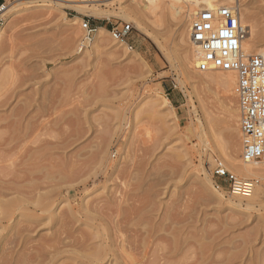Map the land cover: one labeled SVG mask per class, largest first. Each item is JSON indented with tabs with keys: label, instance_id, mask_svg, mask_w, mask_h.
<instances>
[{
	"label": "rangeland",
	"instance_id": "374dc122",
	"mask_svg": "<svg viewBox=\"0 0 264 264\" xmlns=\"http://www.w3.org/2000/svg\"><path fill=\"white\" fill-rule=\"evenodd\" d=\"M130 1L0 0L7 4L0 48V160L6 153L3 148H16L5 155L10 161L0 165L10 164L7 171L11 173L22 170L17 179L25 182L19 183L21 189L28 184L29 194L36 197L28 196L30 206L26 201L11 218L0 221V237L8 239L12 249L43 255V262L29 264H80L90 249L101 246L97 236L100 216L94 209L116 216L114 211L123 205L120 198H130L126 201L132 205L126 207L125 201L122 208L131 209L132 217L135 208L141 211L138 218L150 222L145 225L135 217L137 228L172 226L188 246L185 264H264V175L238 173L222 156V148L241 142L239 124L236 130L226 116L224 88L193 83L184 70L185 50L177 40L173 18L154 17L148 9L139 14L141 22L123 18L119 12ZM240 2L243 17L251 12L253 21L243 24L250 28L253 24L260 34L264 0ZM36 3L44 6L28 9ZM178 3L184 10L189 7L186 0ZM75 16L79 17L78 28L73 26ZM84 18L94 28L104 27L108 38L98 42L96 30L88 39L82 27ZM124 24H130L132 31L121 50L113 45L111 30ZM154 96L164 101L163 107L154 105ZM233 130L238 132L237 140L230 136ZM219 162L237 176L257 181L253 190L234 193L229 181L214 177ZM71 173H77L76 181ZM205 173L212 181L211 190L199 182ZM49 180L61 183L56 186ZM255 189L261 198L251 204L236 196H249ZM14 196L0 197V201ZM32 199L50 202V207L38 208L41 203L33 205ZM60 214L74 219L75 235L88 240L85 249L54 248L57 243L52 238ZM10 259L7 253L6 261Z\"/></svg>",
	"mask_w": 264,
	"mask_h": 264
},
{
	"label": "bare ground",
	"instance_id": "6f19581e",
	"mask_svg": "<svg viewBox=\"0 0 264 264\" xmlns=\"http://www.w3.org/2000/svg\"><path fill=\"white\" fill-rule=\"evenodd\" d=\"M37 1H43V0H37ZM178 1L179 0H143V2L145 4L141 5V2L139 0H131L130 4L128 5V7L125 8V9H122L119 13H120V15L123 18L131 19V20L138 21V22H141L140 20L142 19L140 17L141 15H139V14L144 13L143 11L146 10V9H148L153 14L154 17H157L159 14H161L162 16L168 15V16H170V18H173V20L175 21L174 24L177 26V30H178L177 31L178 32V34H177L178 35L177 36L178 39L177 40L180 42L181 47H184V50H185V54H184L185 58L183 57L184 58L183 61H184L185 65L182 62L184 67H186V69L184 68V70L186 71V73L189 75V77L191 79L195 80L193 83H195L197 81V82L203 83V84H205V85H207L209 87L216 85V86L224 88V90L226 92L225 106H224L225 107V111H226V116H228L230 122L233 123L232 124L233 128L236 127V130H238L237 124H239L238 123V118H240V117H238V116H240V114H239V108H238V104H237V99H236V96H235V93H234V87H235V83H236V80H237V75L233 71L215 70V71L201 72V71H199L197 69V64H198L199 59L201 57V52H200L199 48L196 45H194V43L191 40L190 26H191V23H192V20H193L194 16L203 8H215V7H218V6L228 5V6L232 7L233 9H237L239 11V13H240L241 26L246 29V35H245V38L242 41V51H243L244 55H251V54L264 55V29H263V31H261L262 33L260 32V34H259V32H257L255 30L253 24H252L251 28L249 27V25L243 24L245 22H253V21H251V17H252V15H250L251 12L250 13H246V17H243V15L245 16V14H243L241 9H240V5H241L240 0H186V3L189 6L187 10H184L181 6H178V5L181 4V3L177 4ZM245 4L248 5V2L244 3V5ZM42 6H44V5L36 3L34 6L28 7V9L42 7ZM6 10H7V8H6ZM247 12H249V11H247ZM142 15H144V14H142ZM139 17L141 18L140 20H139ZM73 21H74L73 22V26L78 28L79 17L75 16ZM2 25H1L2 27L0 26L1 27L0 28V48H1V43L3 41V38L5 36V33H6L5 32L6 23H4ZM96 30H97L96 40L98 42H101L102 40L108 38V36H107L108 35L107 34L108 31L104 27H98V28H96ZM144 30H146V29L144 28ZM109 39H110V37H109ZM111 41L114 42L113 45L115 47H117V49H121V50L125 49V44L126 43H124V42H122V41H120L118 39L116 40L114 38H111ZM158 97L159 96L151 97L153 99L152 101H154V105L155 106L160 107V105L163 104L162 105V107H163L164 106V103H162L163 100L161 101ZM142 101H144V100H142ZM150 102L148 103L149 106H151V104H153L152 102L151 103ZM141 103H143V102H141ZM144 103H145V101H144ZM146 103H147V101H146ZM46 109H47V107H46ZM48 109H51V108H48ZM152 109L155 111V113L159 112L158 110H155L156 108H154V106H153ZM164 110H165V108H164ZM45 113L46 114H44V115L47 116L48 112H45ZM164 113H165V111H164ZM49 117H51V116H49ZM20 120H19V122L22 121V120L21 121ZM50 121H49V123H50ZM227 122H229V121H227ZM12 124H10L9 127ZM15 124L16 123H14V127L17 126ZM31 124L32 123H30V125ZM6 127H8V126H6ZM14 127H13V129H14ZM47 127H49V126H47ZM44 128H46V127H44ZM17 130L20 131L18 128H17ZM30 130H32V128ZM42 130H40V131H42ZM236 130L235 131L233 130L234 134L230 135V136L233 135L232 138L234 140L236 138L235 137L236 135L238 137V132ZM227 131H230V130H227ZM39 133H41V132H39ZM48 133H50L49 130H48ZM230 133H232V131ZM40 135H42V134H40ZM44 135H45V133H44ZM239 135L241 136L240 126H239ZM38 137H40V136H38ZM228 137H229V135H228ZM232 138L229 137L230 140ZM240 139H241V142H239V144L237 143L238 140L236 138L237 141L236 142L234 141V143H233V145L235 143H236V145H234L233 147H229L228 149L226 148L227 150L222 148V156L226 159L230 169H232V170H234V171H236L238 173H242L244 175L256 176V177L260 176L261 177L262 175H264V161H245L243 159V156H242V153H243L242 138L240 137ZM22 142H24V141H22ZM237 145L239 147L236 148L235 146H237ZM8 146H9V144L6 145V147H8ZM14 149H16V148H14V147H12V148H10V147L9 148H3V151L6 152V153L1 158L0 163H2V162L8 163L7 161L8 160L10 161V159L9 158L6 159L5 155L8 154V153H11V151H13ZM14 152L16 153L17 151L15 150ZM15 153H13V154H15ZM17 155H18V153H17ZM8 156L6 155V157H8ZM19 163H21V161ZM219 163H221L225 167L223 162H219ZM12 164H14V162ZM14 165H17V164H14ZM24 165H23V167H24ZM27 167H29V166H26V168ZM8 168H10V164L9 165H7V164L0 165V197L5 198V197H7L9 195H17V196H14V197L9 198L7 200H1L0 201V221L8 219V218H11L14 215L15 210L21 209V208H23L25 206L24 204L26 203V201H27V203H29V205L26 203L27 206H30V204H31L29 202L30 198L28 197V196L32 195V193L29 194V191H30L29 189L30 188L27 187L29 185L26 184L24 187H23V185H21L23 188L27 187L26 189H28V193L26 191L23 192V190H26V189L22 188L23 189L22 190L21 187H20V184H19L23 180L22 181H19V180L17 181V179H19V178L21 179L20 173H22V170L17 171V170L13 169L14 172L11 173L12 170L9 172V171H7ZM29 168H32V167H29ZM29 168L27 170H29ZM6 172H9V173H6ZM10 173L12 174V176H13L14 173L16 174V175L13 176V178H12V176H10L13 179V180L11 179L12 181H10V179H9L10 177L8 178ZM34 173H36V172L34 171ZM24 174L25 173H23V175ZM50 174L51 173H49V175ZM71 174H73V178H74V176L76 177L77 173H71ZM47 175H48V172H47V174H44V176H47ZM151 175H153V174H151ZM44 176L42 175L43 178H44ZM24 177H28V175L27 176H22V178H24ZM49 177H48V179H49ZM5 178H8V179H5ZM34 178H35V175H34ZM73 178H70L71 181H72ZM142 178H143V176H142ZM36 179L39 180L37 178V175H36ZM67 180H69V178ZM74 180H75V178H74ZM40 181H42V180L40 179L39 182ZM49 181L52 182V180H49ZM54 181L55 180H53V182H52L54 184L55 183L57 184L58 182L61 183L60 181H58V182H56V181L54 182ZM199 182L203 185L204 189L211 190L212 187H213L212 186L213 185L212 181L210 180V178H209L207 173H205L204 178H202ZM23 183H25V182H22L21 184H23ZM26 183H28V182H26ZM45 183L48 184L49 182L48 183L45 182ZM45 183H43V184L45 185ZM75 183H73V184H75ZM147 183L146 184L143 183L144 186L145 185L147 186ZM17 185H19V186H17ZM38 185H40V184H38ZM48 185H50V183ZM129 185H130V183H129ZM141 185H140V187H141ZM51 186H53V185H51ZM148 186H149V184H148ZM44 187L47 188V186H44ZM44 187H42V189ZM11 191H13V192H11ZM30 192H32V191H30ZM124 192L126 193V190H124ZM137 192H138V190H137ZM145 192H144V194H145ZM148 192H149V190H148ZM55 193H57V192H55ZM242 194H246V193H242ZM124 195L125 194H123L122 197H125ZM133 195L135 197V194H133ZM136 195H137V193H136ZM139 195H140V193H139ZM40 196H43V195H40ZM127 196H129V195L127 194ZM236 196L240 200L246 198L248 200V203L251 204L252 202H256V201H258L261 198V193H260V191H258V189H255L252 192V194H250L249 196H244V197H243V195H236ZM31 197L34 200L36 198V197H33V195ZM136 197H138V196H136ZM142 197H143V195H142ZM145 197H146V195H145ZM37 198H38V196H37ZM42 198L46 199L45 195ZM120 199H122L121 200V204H123L121 206L124 207L125 201L127 199H130V198H126L125 200H124V198H120ZM34 200L32 201L33 205H38L39 203H41L40 205L42 207H38V208H42L43 209V208L50 207L49 206L50 202L49 203L48 202L45 203V202H41V200H37V202H36ZM49 200H51V199H49ZM117 200H118V198L116 199V201ZM128 201H130V200H128ZM138 201H140V200L138 199ZM138 201L136 200L135 202H138ZM142 201H140V202L142 203ZM119 202H120V200H119ZM130 204H127V201H126L125 206L129 207L127 205H130ZM144 204L145 203H143L142 206ZM146 204H145V206H146ZM105 206H107V205H105ZM121 206H119V208ZM34 207L36 208V206H34ZM86 208H89V207L87 206ZM141 208L142 207H139V209H141ZM100 209H98V210L94 209V210H95L96 213H98V216H100L98 218V222L99 223H98V226H97V228H98V230L100 232H99V234L97 236L100 238V245L101 246H99L97 248L90 249L88 254L86 256H84L80 260V264H95V263L101 262V261H103L105 259L110 261V258H111L110 262L112 264H185L184 260H186V258H187L186 255L188 254V246L184 243V241L181 240V238L177 235V233L175 231H173L174 229L169 224H168L170 226L169 228H167L168 227L167 224H166L167 227L164 224L165 226H163V225L161 227H159V226L155 227L154 226V228L152 227V228H148V229L145 228V227H144L145 229H143L142 227L141 228L140 227L137 228L135 221H140V222L144 221V219L141 220L140 218H138L136 216L139 213H140V216H142L141 215V211L139 212L138 210L137 211L134 210L135 208H132L134 215L136 214L135 217L137 218V220H135L136 219L135 217L130 216V214H132V212L130 211L131 209H129V208L128 209L127 208H122L121 209V213L123 214V216H121L120 211H119L120 209L118 210V208H117L116 211H114L115 212L114 215H116V216H113V214L112 215L105 214L106 212L103 213V211H101ZM136 209H138V208L136 207ZM128 210L130 211V213H129ZM117 211H119L118 215H117ZM135 211H136V213H135ZM137 212H139V213L137 214ZM111 213H113V209H112ZM67 215L68 214H66V215L64 214V216L61 215L63 218H61V216H60L59 220L57 219V221H56V224H55L56 225V229H55L56 233L54 234V237L52 238V240H54V242L57 243V246L54 245L55 246L54 248L61 250L63 247H71V248L82 247L83 249H85L87 247L86 241H88V240H84V238L83 239L79 238L81 240L78 239L77 235H75V233L78 232V230H76L74 228L75 221H74V219L72 217L69 218V216H67ZM133 219L135 220L134 222H133ZM169 219L171 221V218H169ZM173 219H175V217H173ZM145 221L147 222L148 220L146 219ZM145 221H144V224H145ZM18 222H20V221H18ZM171 222L173 223V221H171ZM147 223H150V222H147ZM142 225H143V223H142ZM56 230H58V232ZM12 236H15V235H12ZM10 239H13V238L10 237ZM9 241L11 243L14 242V240L13 241L9 240ZM7 242H8V239H7V241H4L3 238L0 237V254H2V255L4 254V257L0 259V264H20L21 262L24 263V264L25 263L29 264L31 262L38 261L40 259L42 260V262L44 261L43 260V255L42 256H38V255L34 254L31 251L25 252L24 251L25 248L24 249H20V250H18V249L15 250V246H14L15 242L12 244L14 246V249H12L11 246H10L11 244H9V242L8 243ZM22 248H23V246H22ZM32 251H39V250L33 248ZM7 253H11V259L9 261H6L7 260ZM5 257H6V259H4ZM44 259H45V257H44ZM4 260L7 263H5Z\"/></svg>",
	"mask_w": 264,
	"mask_h": 264
},
{
	"label": "built area",
	"instance_id": "2783aa9c",
	"mask_svg": "<svg viewBox=\"0 0 264 264\" xmlns=\"http://www.w3.org/2000/svg\"><path fill=\"white\" fill-rule=\"evenodd\" d=\"M6 2H0V26L5 19ZM82 27L91 39L96 31L89 19H83ZM132 31L130 24L114 27V38L127 43ZM191 40L201 57L197 69L206 71H233L237 75L234 93L239 108V126L242 138L243 159L264 161V55H244L242 41L246 29L241 26L240 13L228 5L203 8L193 18L190 26ZM128 46L132 49L133 46ZM213 176L226 179L234 193H249L257 181L238 177L217 165Z\"/></svg>",
	"mask_w": 264,
	"mask_h": 264
}]
</instances>
